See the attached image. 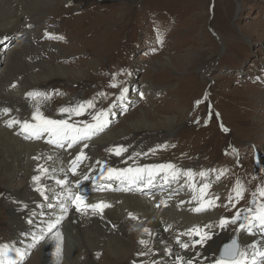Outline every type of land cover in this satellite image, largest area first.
Returning a JSON list of instances; mask_svg holds the SVG:
<instances>
[{"label":"rangeland","instance_id":"1","mask_svg":"<svg viewBox=\"0 0 264 264\" xmlns=\"http://www.w3.org/2000/svg\"><path fill=\"white\" fill-rule=\"evenodd\" d=\"M52 3L47 9L51 14L44 17L42 41L64 46L68 56L50 57L48 60H53L55 64H68L71 68L79 67L83 75L75 78L71 71L54 80L51 86L50 82L44 83L45 88L38 92L43 94L39 95L41 101L34 96H30L28 101L33 99L41 107L29 108L23 104L22 113L19 112L21 118L25 114L33 116L34 109L38 108L46 116L56 119L61 117L59 110L63 106L75 108L87 101H92L94 107L87 108L83 113H90L92 118L107 111L109 123L85 143L78 142L73 146L91 143L95 136L109 131L118 133L119 129L128 128L131 123H139L142 117L153 126L173 118L179 126L173 137L172 134L161 135L160 130L153 127L140 132V136H146L152 141L149 145L153 146L144 148L142 152L146 158L134 162L132 166L152 162L155 166L158 164L156 161L148 162L151 160L184 167L197 165V168L193 167V181L196 183L197 180L201 189L204 185L209 186L203 194L215 206H207L206 209L216 211L217 219L229 221L226 230H237L240 220L255 210L250 207L251 199L264 198L258 190L260 187L264 189V172L260 173L264 170V139L260 140V143L263 142L261 146L254 143L259 137L257 129H246L247 124L254 126L253 123L263 113L257 103L263 99L264 93V0H54ZM24 35L16 26H0V69L7 62L13 42ZM52 53L61 55L57 51ZM17 76L12 85H19L20 76ZM198 82H202V86ZM124 88L127 92L121 98ZM34 90L28 89L27 92ZM77 94L80 97L76 100L74 97ZM243 96L250 97L256 106L241 104ZM71 99L73 102H70ZM197 101L201 103L197 104ZM246 101L249 100L245 98ZM250 107H254L255 111L248 123L244 112ZM83 113H68L65 118L83 120ZM19 122L20 127L21 119ZM11 126L16 125L13 123ZM136 136V131H130L125 135L127 139L117 141L115 146L120 149ZM109 151L114 152L115 148ZM255 155L263 160L260 171ZM154 172L153 175L135 179H139L143 186L151 183L149 187L153 190L168 188L169 181L163 180L159 170L154 168ZM111 175L102 173L92 184H106ZM210 175L217 176L212 180L208 178ZM118 176L123 177V174ZM179 177L174 181H179ZM10 181L14 187L10 189L19 191L28 179L18 175ZM85 181L86 178H81L76 184L81 186ZM111 181L117 183L116 180ZM238 182L243 186L242 197H237L234 190ZM1 185L0 203L7 199V192ZM67 199L71 197L67 196ZM55 210L51 214H55ZM238 213L239 218L232 223ZM132 215L129 217L133 219ZM57 216L61 225L67 219L62 213ZM10 220L8 207L0 206V245L18 248L25 255L21 260L15 251H9L6 257L0 256V260L4 264L12 260L17 264H50L43 260L44 253L52 246L48 237H43L34 245H26L17 238L13 227L8 228ZM169 220L171 222V218ZM244 223V229H254L264 236L258 222ZM214 226L219 227L218 221ZM151 241L150 232L142 239L138 237L141 254L151 251ZM103 252L94 250V264L112 262L110 256L99 261ZM153 252L156 254V251ZM81 258L85 264L89 263L87 258ZM238 259L244 264H260L261 260L258 257ZM127 261V264H138L133 258Z\"/></svg>","mask_w":264,"mask_h":264},{"label":"bare ground","instance_id":"2","mask_svg":"<svg viewBox=\"0 0 264 264\" xmlns=\"http://www.w3.org/2000/svg\"><path fill=\"white\" fill-rule=\"evenodd\" d=\"M53 1L0 0V26L13 25L25 33L23 37L13 42L7 62L0 69V173L4 174H0V184L7 192V199L4 198L0 206L8 207V215L11 219L8 228L13 227L17 238L26 245H34L47 236L52 246L44 253L43 260L50 264H85L81 257L87 258L88 264H94V250L104 251L99 261L110 256L113 264L120 261L124 263L130 258L136 260L138 264H189V261L191 264H204L210 262L220 243L229 238L233 232H229L230 230L226 228L216 230L214 226V220L217 218L216 211L193 210L192 200L206 202L198 195L200 187L193 181V167L197 168V165L191 166V164L189 167H184L174 164L171 169H161L155 166L154 168L160 171L163 180L170 183V186L164 190H153L149 187L151 183L143 186L138 182L139 179L129 177L119 169L124 168L119 166L123 161L127 163L126 166L131 167L134 162L143 161L142 159L146 158L143 155V149H148L153 145H149L152 141L146 136L142 134L140 136L143 129L158 128L161 135L172 134V137L175 133L177 134L179 126L173 118L154 123L153 126L142 117L139 123H131L128 128L119 129L118 133L109 131L95 136L91 143L87 142L77 146L69 147V143L66 142L64 148L49 146L47 142L43 143L42 139L26 138L30 133L23 131V121L33 119V116L25 114L21 118L19 112L22 113V105L25 104L29 108L41 107L38 102L32 101L33 99L32 102H28L30 100L28 93H38L40 89L45 88L44 83L50 82L48 85L51 86L54 80L66 76V73L70 74L71 71L75 78L83 75L79 67L71 68L68 64H55L53 60H48L50 57L68 56L64 52V46L42 41L44 17L51 14L47 9L49 5H53ZM218 34L220 36V33ZM216 38L219 37L216 35ZM34 41H37L35 45ZM52 51H57L61 55L55 56ZM26 57H29V60H26ZM17 75L20 76L19 85H12L11 83L18 79ZM66 78L69 79V77ZM201 84L202 82L199 83ZM33 88H35L34 91L27 92L28 89ZM37 97L40 96H34V99L38 100ZM78 97H80L79 94L74 98L78 99ZM262 97L263 99L257 103V106H260L263 113H260L259 120L253 123L254 126L252 124L246 126L249 131L257 129L259 137L253 142L260 146L263 143H260V140L264 139V93ZM245 98L249 101L245 102ZM70 102H73L72 99ZM241 104L256 106L255 102L247 96L241 98ZM4 109L8 111L5 112ZM254 111L255 108L250 107L244 112L246 122L250 123L249 120L254 115ZM142 114L146 115L144 112ZM20 119L22 121L20 127L19 123H14L16 126L13 128L9 126L11 121ZM29 123L34 124L35 122L30 121ZM130 131H136L138 136L120 147V154L117 155L116 149L119 147H116L115 143L119 140L124 142L127 139L125 135ZM110 148H115V151L108 152ZM77 151H80L85 159L75 164L72 159ZM161 158L158 159L161 160ZM155 161L157 165H168L165 162ZM110 169L117 171L110 172ZM189 171L191 176L188 175ZM102 173L112 174L108 177L106 184L98 182L92 184ZM119 174H123V177H119ZM18 175L27 178L28 181L19 191H13L10 189H14L10 179ZM115 175H117L116 179ZM34 176H40V181L33 180ZM177 176H180L179 181L175 182ZM215 176L217 175H210L208 178L213 180ZM81 178H86L87 181L77 186L76 183ZM111 180H116L117 183ZM129 180H131L130 183H128ZM38 188L43 190L44 195L37 191ZM191 191L195 193L194 196ZM167 194L170 195L167 196ZM67 196L71 199L68 200ZM77 196L84 197L83 204L85 205L97 201L107 203L109 206L103 208L101 214L93 211H77L75 201ZM263 199H251L250 207L255 211L258 210L261 205H264ZM179 202L180 205L177 206ZM196 208H199V205H196ZM54 209H56L55 214H51ZM61 213L67 216L62 225L60 217L57 216ZM130 214H133V219L129 217ZM250 214L253 216L255 213ZM251 217L245 216L244 222L249 224ZM169 218L174 225L180 228L174 227ZM57 220L59 223H56ZM207 225L211 227H205ZM197 228L201 230L200 234L195 231L189 233L190 229ZM37 231L42 232L37 235ZM149 232L153 247L151 251L143 255L139 251L137 239L138 237L142 239V236L145 237ZM204 232L209 234L210 239H204V244L203 242L195 243L194 241L201 238ZM236 232L239 249L245 253L244 256H238V258L258 257L261 259L260 264H264V257L259 255L260 252H264V236L257 234L251 228L237 229ZM195 236L198 237L195 238ZM34 237L39 239H34ZM60 243L63 245L61 246ZM182 244H187L188 247H182ZM153 251H156V254H153ZM112 262L109 263L112 264Z\"/></svg>","mask_w":264,"mask_h":264},{"label":"snow or ice","instance_id":"3","mask_svg":"<svg viewBox=\"0 0 264 264\" xmlns=\"http://www.w3.org/2000/svg\"><path fill=\"white\" fill-rule=\"evenodd\" d=\"M58 39H63V37H57ZM115 87V85H112ZM127 92V88L122 89L121 91V98L123 97V94ZM29 96H37V95H43L40 93H28ZM197 104L201 103V101H197ZM94 107L92 101H87L84 104H79L75 108H61L59 111L62 113H71L75 115H81L83 111H85L87 108ZM5 112L8 111V109H4ZM94 120H97L96 124L92 125H85L84 128H79L74 125H71L68 123L67 120H53L45 117L43 113L37 109L35 113H33V120L36 121V123H29L28 121L23 122V131L30 133L26 138H37L39 139L43 134L47 133L52 137H55V139L51 140V143H58L60 147H63V143H60L61 139L68 140L70 143L68 144L69 147L72 146L73 143H75L77 140H82L89 138V131L92 129H101L103 127L104 122L99 121L98 117H93ZM13 123H20L19 121H11L9 123V126H11ZM224 131H227V129H224ZM120 149H116V154H120ZM156 167H159L161 169L163 168H173L174 166L171 164L168 165H158ZM110 172H115L117 170L115 169H110ZM125 171L131 172L133 171L132 169H127ZM136 172L142 171L141 169H136ZM188 175L191 176V172H188ZM200 175H204V173H200ZM33 180L39 182L40 181V176H34ZM209 186L204 185L203 188L201 189V193L205 191ZM236 191L237 197H242L243 195V186L237 183L236 188L234 189ZM37 191H40L41 195H44L42 189H37ZM260 195L264 196V189H260ZM231 199V197H230ZM84 197L82 196H77L75 198L76 205H77V211H87V209L91 208L93 211L99 209L100 211L103 210V208L108 207L109 205L107 204H83ZM209 207L214 206L211 201H209L208 204ZM204 210L203 208H197L195 211H202ZM248 211H252V209H249ZM239 218V213L237 214L236 217L232 219V223L236 222V219ZM247 219V217H246ZM253 221L258 222L260 225L261 229L264 230V205H261L258 210H256L255 214L251 217L249 220V224H252ZM31 222V221H29ZM229 221L225 218H221L220 220V226L224 227ZM56 223H59V220L56 221ZM54 227V225H52ZM205 227H211L210 225H207ZM246 225L241 224L240 228L244 229ZM147 231V229H145ZM195 231L197 234H200L201 230L200 229H190L189 233ZM34 239H39L34 237ZM204 239H210V236L208 235L207 232H204L203 235L201 236V240L196 241V243H202ZM141 243H146L145 241H141ZM182 247H188L187 244H182ZM9 251H15L17 256L22 260L24 258L25 253L22 252L20 249H10L7 244L5 245H0V256H7ZM245 253L241 252L239 249V245L235 239L231 241L230 244L224 245V248L220 254V258L215 260L213 264H244V262L241 259H238V256H244ZM259 255L261 257H264V252H260ZM0 264H4L3 260H0ZM9 264H17V261L12 260L9 261ZM189 264L191 262L189 261Z\"/></svg>","mask_w":264,"mask_h":264}]
</instances>
